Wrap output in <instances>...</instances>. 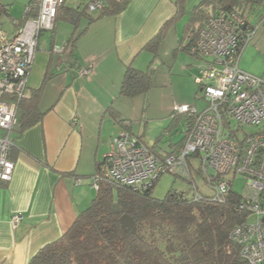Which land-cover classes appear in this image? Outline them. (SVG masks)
Here are the masks:
<instances>
[{"label":"crops","instance_id":"1","mask_svg":"<svg viewBox=\"0 0 264 264\" xmlns=\"http://www.w3.org/2000/svg\"><path fill=\"white\" fill-rule=\"evenodd\" d=\"M175 4L176 0H129L121 13L93 22L77 40L72 68L66 51L60 53L61 62H53L50 40L40 37L27 87L29 96L42 86L38 108L43 116L21 133L17 124L11 133L15 168L11 181L0 183V264H27L90 205L93 190L88 185L96 164L121 129L114 116L124 120L119 104L124 98L119 95L124 72L129 66L149 69L151 53L145 46L174 16ZM0 6L8 9L1 2ZM4 13L12 26L5 32L14 34L22 17L17 20L7 10ZM82 68L90 70L83 78L77 75ZM48 71L55 74L47 77ZM171 115L173 123L183 117L184 137L186 118L172 111ZM141 141L159 154L157 142L146 144L143 137ZM178 142L170 143L161 155L179 149ZM14 214L21 217L16 227L11 225Z\"/></svg>","mask_w":264,"mask_h":264},{"label":"built area","instance_id":"2","mask_svg":"<svg viewBox=\"0 0 264 264\" xmlns=\"http://www.w3.org/2000/svg\"><path fill=\"white\" fill-rule=\"evenodd\" d=\"M63 2L30 0L14 34L0 29V183L10 182L14 173L15 163L9 157L14 146L11 133L18 124L19 102L28 93L27 81L39 37L54 30ZM104 4L105 0H90L87 9L98 12ZM253 30L236 12L220 10L206 20L189 51L192 56L209 60L196 80L206 106L200 111L193 105L172 106L173 114L186 118L182 147L160 158L137 136L120 129L99 163L92 186L96 189L102 180L112 187L137 190L164 174L189 176L191 162L206 176L210 194L222 201L234 179L243 177L245 186L237 208L247 213L246 220L253 215L255 222L248 224L245 220L237 225L230 239L239 246V255L247 264H264V131L242 132L264 121V82L238 66ZM53 52L60 54L64 49L53 47ZM89 72L82 68L77 75L83 78ZM80 182L75 181L76 185ZM20 219L14 214L12 227Z\"/></svg>","mask_w":264,"mask_h":264},{"label":"trees","instance_id":"3","mask_svg":"<svg viewBox=\"0 0 264 264\" xmlns=\"http://www.w3.org/2000/svg\"><path fill=\"white\" fill-rule=\"evenodd\" d=\"M262 1L209 0L188 9L186 0H176L174 16L165 22L145 46L153 55L151 62L158 56V47L164 31L180 17L188 16L185 30L189 33L190 40L185 50L189 53L200 27L210 17L216 16L220 10L236 12L250 24L247 17L240 13L239 6L249 5L250 9H253L254 4L259 6ZM128 2L129 0H105L102 10L87 19V25L104 16L121 13ZM1 7L3 12L7 10ZM86 12H89L87 5L86 10L79 12L64 8L63 3L58 10L56 20L61 18L73 26L71 36L63 47L64 52H68L69 68L75 66V45L87 29L86 27L77 33L79 23ZM259 17H264V10ZM194 23L196 29L191 34ZM52 43L50 40V51H53ZM49 75L54 74L49 73L47 77ZM151 85L152 72L149 69L142 71L129 66L124 72L119 95L133 98L147 93ZM41 93L42 86L33 89L29 96L27 93L19 102L18 133L34 126L43 116L38 108ZM4 99L6 100V97ZM108 111L113 116V108H108ZM114 119L121 129L131 133L130 123L116 116ZM183 142L184 137L176 146L181 148ZM147 147L152 151V147ZM155 155L160 158L165 156ZM9 157L11 159L10 152ZM99 163L96 164L93 178L98 176ZM189 164L190 175L179 176L188 179L191 184L192 193L189 196L170 189L162 199H156L152 197L151 191L157 180L150 186L137 190L121 186L112 187L99 180L90 205L79 212L73 224L60 238L40 248L27 264H247L239 255V246L230 239L232 230L243 223L247 216V213L237 208L241 194L231 187L224 199L217 201L212 194L200 192L193 182V174L205 181L207 189L210 188L208 180L198 166L191 162ZM195 193L198 197H195ZM114 204H117V210L113 208ZM122 216H128L133 221L134 232L122 225Z\"/></svg>","mask_w":264,"mask_h":264},{"label":"rangeland","instance_id":"4","mask_svg":"<svg viewBox=\"0 0 264 264\" xmlns=\"http://www.w3.org/2000/svg\"><path fill=\"white\" fill-rule=\"evenodd\" d=\"M29 0H0L7 6V11L15 19L23 16L25 5ZM90 0H64L63 7L73 9L79 12L86 10V5ZM209 0H186L188 9L199 5L201 2ZM248 22L254 27L252 38L243 48L238 61L239 68L255 77L260 78L264 82V17L260 18V14L264 10V0L259 6L253 5L250 9L248 5L239 6ZM87 13V12H86ZM96 13H87L82 17L79 23L78 32H82L87 25V19L92 18ZM188 16L180 17L171 27L164 31L162 40L158 47V56L149 67L152 72V85L150 90L133 98H121L120 104L123 119L130 123L131 130L137 136L143 137L146 144L149 142L156 143V151L161 154L169 148L170 143H175L183 137L184 119L178 117L172 122L171 111L174 104L177 105H193L198 111L206 106V101L199 92V86L196 82L200 77L201 69H205L208 59H199L192 56L185 49L189 38V33L185 30V24ZM11 22L7 14L0 12V29L9 31ZM196 24L191 27V34L195 31ZM73 26L65 20L58 18L55 21L53 32H43L41 41L49 42L51 40L55 46L63 48L66 41L70 38ZM54 53V52H53ZM65 54V53H64ZM149 54V53H148ZM61 57V58H60ZM153 55L151 54V59ZM150 59V60H151ZM149 60V62H150ZM61 62V54H53V62ZM144 66L143 70L147 69ZM51 74H55L51 71ZM233 126V125H232ZM264 131V121L258 126L245 127L243 133H254ZM242 132L238 133L242 137ZM93 182V181H92ZM193 182L200 192L209 194L207 184L198 175L193 174ZM5 183V182H1ZM245 186L243 177L235 178L232 188L242 194ZM92 189V197L95 196V188L92 184L88 185ZM170 189L177 190L188 194L192 193L191 184L188 179L164 174L156 182L151 191L152 197L162 199ZM90 203V202H89ZM248 224L255 222V217L249 216L246 220Z\"/></svg>","mask_w":264,"mask_h":264},{"label":"water","instance_id":"5","mask_svg":"<svg viewBox=\"0 0 264 264\" xmlns=\"http://www.w3.org/2000/svg\"><path fill=\"white\" fill-rule=\"evenodd\" d=\"M113 208H114L115 210H117V209H118L117 204H114V205H113ZM120 221H121L122 225H123L127 230H130L131 232H134V223H133V221H132L128 216H122V217L120 218Z\"/></svg>","mask_w":264,"mask_h":264}]
</instances>
